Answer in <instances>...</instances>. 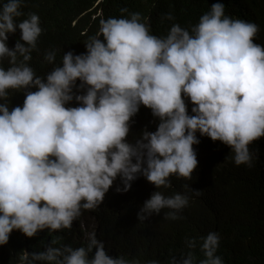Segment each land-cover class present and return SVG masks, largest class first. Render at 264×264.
Listing matches in <instances>:
<instances>
[{
  "label": "clouds",
  "instance_id": "9594fccd",
  "mask_svg": "<svg viewBox=\"0 0 264 264\" xmlns=\"http://www.w3.org/2000/svg\"><path fill=\"white\" fill-rule=\"evenodd\" d=\"M213 1L190 31L173 24L164 37L122 8L128 16L100 19L84 53L67 51L57 64L48 50L53 67L43 76L29 63L39 16L18 21L23 0L0 6V62H8L0 63V250L16 240L24 247L17 264H160L113 257L119 240L103 216H127L137 186L140 221L164 209V219H181L188 193L202 191L158 189L167 192L176 176L190 180L213 157L232 153L251 167L255 156L264 169L262 27L251 7L244 20L225 13L246 0ZM10 90L24 92L22 106L10 107ZM147 182L157 191L145 200ZM200 241L202 259L193 237L167 264H224L221 248L235 252L216 231Z\"/></svg>",
  "mask_w": 264,
  "mask_h": 264
},
{
  "label": "trees",
  "instance_id": "16d2710c",
  "mask_svg": "<svg viewBox=\"0 0 264 264\" xmlns=\"http://www.w3.org/2000/svg\"><path fill=\"white\" fill-rule=\"evenodd\" d=\"M248 3L235 2L225 6V13L232 18H243V13L253 14L259 19L264 42V0H246ZM6 0H0V6ZM213 0H23V15L17 20L28 18L35 13L40 18L42 34L37 41V50L32 52L29 62L37 75H45L53 65L44 61L48 50L56 52V63L59 64L67 51L76 54L86 51L85 41L99 32L100 19L109 17H127L128 13L139 12L142 22L150 25L151 34L164 37L173 24H179L189 31L199 22V18L210 10ZM127 8L128 13H121ZM171 14L173 19L164 17ZM20 30L9 34L8 46L14 47L20 38ZM103 39V37H100ZM2 63H8L7 58ZM8 67V66H7ZM5 67V68H7ZM80 81H77L79 85ZM36 89H32L35 91ZM75 91V90H74ZM24 92L10 90L8 102L10 107L22 106ZM146 124H140L139 130ZM231 151V150H230ZM232 153L230 155V158ZM228 155L213 157L210 165L199 169L190 180L178 178L172 183L165 195L185 192L183 187L189 185L193 191H202L200 195L189 192L188 205L181 211V219H164V209L160 214H153L145 221L138 219L142 205V196L136 186L128 194L126 209L128 215L121 219L103 216L108 224L109 235L119 240L114 246L113 257L126 255L142 262L159 260L167 264L172 256L187 252L186 240L195 237L198 241L195 254L199 259L203 254L199 251L200 237L211 231L219 233L220 242L230 245L235 252L231 255L221 248L224 264H264V169L258 160L253 158L252 166H237ZM157 191L147 182L145 200ZM114 225L112 229L111 226ZM107 229V227H106ZM31 245L33 241L30 240ZM10 248L0 250V264L19 263L17 254L24 249L17 241H11ZM19 246V247H18ZM18 247V250H16ZM219 249V248H218ZM42 250V249H38ZM37 250V251H38Z\"/></svg>",
  "mask_w": 264,
  "mask_h": 264
},
{
  "label": "rangeland",
  "instance_id": "374dc122",
  "mask_svg": "<svg viewBox=\"0 0 264 264\" xmlns=\"http://www.w3.org/2000/svg\"><path fill=\"white\" fill-rule=\"evenodd\" d=\"M93 225H94V223H93Z\"/></svg>",
  "mask_w": 264,
  "mask_h": 264
}]
</instances>
